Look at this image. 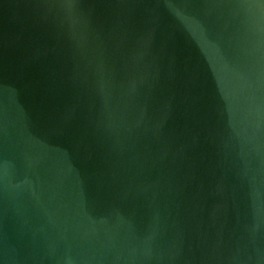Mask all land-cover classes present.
Wrapping results in <instances>:
<instances>
[{"label":"water","instance_id":"1","mask_svg":"<svg viewBox=\"0 0 264 264\" xmlns=\"http://www.w3.org/2000/svg\"><path fill=\"white\" fill-rule=\"evenodd\" d=\"M0 264H264V0H0Z\"/></svg>","mask_w":264,"mask_h":264}]
</instances>
